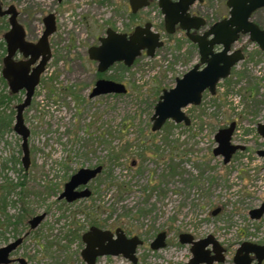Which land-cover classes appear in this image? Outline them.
<instances>
[{
	"label": "rangeland",
	"instance_id": "374dc122",
	"mask_svg": "<svg viewBox=\"0 0 264 264\" xmlns=\"http://www.w3.org/2000/svg\"><path fill=\"white\" fill-rule=\"evenodd\" d=\"M226 1L205 0L191 7L194 15L207 20L202 32L229 16ZM1 2L21 11L19 19L30 39L35 28L42 29L45 15L53 13L57 19L50 37L52 59L24 111L31 131L28 169L21 163L22 137L13 129L15 107L25 93H11L8 84L0 83V94L10 96L0 112L15 110L11 127L0 137V169L8 189L0 232L8 238L17 232L7 226V216L11 221L20 216L22 222L23 243L13 258L22 257L28 264H86L82 234L93 224L121 227L143 240L137 263L120 254L101 256L96 264H186L193 257L192 244L180 241L182 233L195 239L213 235L225 248L224 259L213 264H236L234 255L245 241L264 245V215L255 220L249 214L264 201V158L257 153L264 149L257 130L264 123V51L258 43L249 35L235 43L245 59L218 83L215 94L207 90L200 105L184 109L192 121L189 126L168 120L153 131L152 116L163 90L175 87L177 78L200 61L198 45L184 30L166 31L159 5L144 8L139 17L153 23L164 45L154 56L144 51L131 67L116 63L100 73L89 48L99 44L109 27L133 30L139 18L131 17L128 0ZM9 29L8 18L0 16V43ZM2 68L3 63L0 75ZM99 78L123 83L127 92L92 96ZM233 121L232 142L245 149L225 164L214 154L215 136ZM97 165L103 171L88 184L91 197L72 203L59 199L72 174ZM2 193L0 187V197ZM43 213L44 220L32 229L28 221ZM162 231L167 233L166 246L154 250L151 242ZM5 237L0 235V247Z\"/></svg>",
	"mask_w": 264,
	"mask_h": 264
},
{
	"label": "water",
	"instance_id": "95a60500",
	"mask_svg": "<svg viewBox=\"0 0 264 264\" xmlns=\"http://www.w3.org/2000/svg\"><path fill=\"white\" fill-rule=\"evenodd\" d=\"M158 1L165 16L166 31L173 34L178 27L184 30L187 37L198 45L200 61L183 77L177 78L175 87L163 90L152 116L153 131L160 130L168 120H173L175 123L184 122L187 126L191 124L192 121L184 109L189 105H200L203 94L207 90L215 94L218 83L230 76L232 68L245 59L243 50L234 48L235 43L242 35H249L250 39L258 43L260 49L264 51V29L252 19L254 12L259 8H264V0H227L226 4L230 8L229 16L210 25L203 33L199 31L206 27L207 20L202 16L192 15L190 8L197 1L204 2V0ZM148 4V0H130L133 13L147 7ZM0 15H10L11 25L10 30L4 36L7 54L4 57L3 77L8 82L12 93H17L22 89L26 90L25 99L16 107L15 130L22 136L23 164L25 169H28L31 158L28 139L31 131L25 124L24 111L31 104L41 75L45 72L46 64L51 58L49 36L56 30V20L53 14L45 17L46 28L44 33L37 43H33L26 40L25 29L18 21V11L15 5L4 10L0 0ZM99 42V45H93L89 48V57L98 62L97 69L100 73L108 71L116 63H123L125 66L131 67L144 50L147 55L154 56L157 48L164 45L160 33L152 29V23L137 26L131 34L119 32L109 27L105 36L99 38ZM19 51L25 57L30 58L26 61H16L14 56ZM40 57L39 64L30 73L31 65L35 64ZM125 92H127V88L123 83L100 78L91 95ZM235 129L236 122L233 121L229 126L220 129L215 136L218 146L214 149V154L222 156L225 164L232 160L234 154L245 149L244 145L232 142ZM258 133L264 137V123L258 124ZM257 153L264 157V149ZM102 170V165L95 168L79 169L65 184L59 198L73 202L89 197L91 195L89 188L81 191H78L77 188L89 184ZM219 211L220 208L215 209L213 215ZM249 214L252 219H261L264 215V201L259 207L250 210ZM45 216L46 214L43 213L33 217L29 221L31 227H38ZM116 233L117 237L114 238L111 230L92 226L83 234L85 247L81 253L87 264H95L99 256H117L120 254H123L133 263L138 262L136 251L137 247L143 244V240L138 236L127 237L121 228L117 229ZM166 238L167 233L165 231L160 232L151 243L152 249L159 250L165 247ZM180 241L192 244L193 257L186 264H213L224 259L225 248L213 235L195 239L189 233H182ZM21 242L22 239H18L16 242L0 248V264L11 262L10 253ZM209 246L212 248L209 249ZM255 260L256 263H254ZM263 261L264 245L254 242H243L234 255L236 264H263ZM19 262L28 264L25 259H19Z\"/></svg>",
	"mask_w": 264,
	"mask_h": 264
},
{
	"label": "flooded vegetation",
	"instance_id": "af4514ba",
	"mask_svg": "<svg viewBox=\"0 0 264 264\" xmlns=\"http://www.w3.org/2000/svg\"><path fill=\"white\" fill-rule=\"evenodd\" d=\"M59 2H62V1H64V0H58ZM96 2H99V3H104V2H106V0H95ZM173 1H177V0H173ZM205 1V0H204ZM128 2H129V7H130V10H131V17L133 18V19H136V20H138V18H139V22H137L136 23V25H135V27L133 28V30L132 31H128V32H126V33H128V34H131L133 31H134V29L137 27V26H145L147 23H151V22H148V20L146 19V18H140L139 16V14H140V12L144 9V8H146V7H144V8H141V9H139L136 13H133L132 12V8H131V5H130V0H128ZM148 2H149V4H148V6L147 7H151V6H153L154 4H157V5H159V1L158 0H148ZM197 2H199V1H197ZM2 3V2H1ZM195 4V3H194ZM193 4V5H194ZM11 5H14V4H11ZM11 5H9L8 7H5L3 4H2V7H3V9L5 10V9H8ZM192 5V6H193ZM191 6V7H192ZM16 7V6H15ZM16 10L18 11V21L20 22V19H19V17H20V15H21V11L16 7ZM190 10H191V8H190ZM261 11H264V8H259L256 12H254V14H253V17H252V19L256 16V15H258ZM191 12V11H190ZM49 14H53V13H49ZM48 14V15H49ZM191 14L192 15H194L195 13H192L191 12ZM48 15H45L43 18H42V29L41 30H36V28L34 29V31H32V34L34 35L33 37H34V39H30V35H29V32L27 31V29H26V27H25V25H23L22 24V22H20L22 25H23V27H24V29H25V33H26V40L27 41H30V42H33V43H37L38 41H39V39L41 38V36L43 35V33H44V30H45V28H46V23H45V17H47ZM54 15V14H53ZM1 16V15H0ZM199 16V15H198ZM2 17H7L8 18V21H9V18H10V15H4V16H2ZM261 18L259 19V20H257V21H255L261 28H263L264 29V14H263V16H260ZM54 18H55V20H56V30H57V19H56V16L54 15ZM36 23V21H35V19L34 20H32V24H35ZM9 24H10V21H9ZM164 26H165V21H164ZM34 27V26H33ZM10 28H11V25H10ZM152 29L154 30V25H153V23H152ZM166 29V28H165ZM178 29V28H177ZM10 30V29H9ZM8 30V31H9ZM56 30H55V32H56ZM7 31V32H8ZM155 31V30H154ZM6 32V33H7ZM54 32V33H55ZM201 33H203L202 31H200ZM5 33V34H6ZM38 33H40V34H38ZM53 33V34H54ZM5 34H4V36H5ZM161 35V34H160ZM52 35H50L49 36V45H50V49H51V58H50V60L52 59V47H51V41H50V37H51ZM105 36V35H104ZM35 37H37V38H35ZM101 37V36H100ZM99 37V38H100ZM5 39V38H4ZM5 43H6V41H5ZM100 43V42H99ZM99 45V44H98ZM6 54H7V44H6ZM218 49H220L219 47H218ZM145 51V50H144ZM143 51V52H144ZM142 52V53H143ZM145 53H146V51H145ZM5 54V55H6ZM5 57V56H4ZM30 57H25L24 55H23V53H21L20 51L19 52H17V54L14 56V59L16 60V61H20V60H23V61H26V60H28ZM40 60H41V57H40V59L35 63V64H32L31 65V71H30V73L33 71V68L35 67V66H37L38 64H39V62H40ZM49 60V61H50ZM49 61L47 62V64L49 63ZM2 63H3V68H4V58H3V60H2ZM1 63V64H2ZM47 64H46V68H47ZM3 68H2V70H3ZM46 71V70H45ZM45 73V72H44ZM44 73H42V75L44 74ZM2 74V73H1ZM42 75H41V77H42ZM2 76H3V74H2ZM4 78V77H3ZM5 79V78H4ZM100 79V78H99ZM5 81H6V79H5ZM40 81H41V78H40ZM6 83L8 84V82L6 81ZM40 83V82H39ZM39 85V84H38ZM8 86H9V84H8ZM37 88V87H36ZM11 91V90H10ZM21 91H24V93H25V96H26V90L25 89H22V90H20L19 92H21ZM36 91V90H35ZM12 93V92H11ZM18 93V92H17ZM35 94V93H34ZM25 99V98H24ZM24 99H22L21 101H19V103H21V102H23V100ZM18 103V104H19ZM17 104V105H18ZM17 105H16V107H17ZM30 106V105H29ZM15 107V108H16ZM2 108V107H1ZM0 108V109H1ZM16 113H17V108H16ZM15 114V110L13 111V114H12V112L11 113H9V114H6V115H4L3 113H1L0 112V137L4 134V132L6 131V129H8L9 127H11V124H12V122H13V115ZM5 116V117H4ZM15 123H16V115H15ZM15 123H14V126H13V129L15 130ZM258 130V129H257ZM16 131V130H15ZM21 136V135H20ZM22 137V136H21ZM264 138V137H263ZM22 143H23V139H22ZM241 151V150H240ZM243 151V150H242ZM259 151V150H258ZM22 152H23V147H22ZM23 156H24V152H23ZM23 156L21 157V163L23 164ZM264 158V157H263ZM18 163H20V161H19V159L17 158V160H16ZM13 162H14V160H13ZM16 163V162H15ZM23 166H24V164H23ZM97 166H99V165H97ZM96 166V167H97ZM103 166V165H102ZM3 167L5 168L6 167V163H3ZM25 168V167H24ZM93 168H95V167H93ZM81 169V168H80ZM2 169H0V180H1V184H0V187L3 189V193H2V196L0 197V199H1V201H0V204L2 205V206H5V208H6V206H7V194H8V189H7V184L5 183V180H4V177L3 176H5V174H4V172H2L1 171ZM103 171V170H102ZM76 173V172H75ZM74 173V174H75ZM73 175V174H72ZM72 175L70 176V178H69V180L71 179V177H72ZM95 179V178H94ZM68 180V181H69ZM93 180V179H92ZM91 180V181H92ZM67 181V182H68ZM66 182V183H67ZM65 183V184H66ZM90 183V182H89ZM64 188H65V186H64ZM85 188H89L88 187V184L87 185H85V186H80V187H78L77 188V190L78 191H81V190H83V189H85ZM90 189V188H89ZM91 190V189H90ZM63 192V191H62ZM61 195V194H60ZM60 195H59V197H60ZM91 195H92V190H91ZM91 195L89 196V197H91ZM89 197H87V198H89ZM60 199V198H59ZM66 202H68V203H72V202H69V201H67V199H65V198H63ZM63 199H60V200H63ZM82 199H84V198H82ZM78 200H80V199H78ZM77 201V200H76ZM12 202H14L13 200H12ZM74 202V201H73ZM6 204V205H5ZM1 214H4L5 215V211L4 212H0ZM37 216V215H36ZM35 217V216H34ZM9 217L7 216V226H10L11 225V227H13V228H16L17 230V234L16 233H14L13 232V235L11 236V237H5V232H0V235L1 236H4L5 238H4V241H5V244H4V246H7L8 244H10V243H14V242H16L18 239H22V242L17 246V248L23 243V238L22 237H20L19 236V231H20V225L22 224V222H21V217L20 216H17L16 218H15V221H11V224H9L8 223V219ZM32 219V218H31ZM30 219V220H31ZM29 220V221H30ZM29 221H28V223H29ZM41 224V223H40ZM39 224V225H40ZM29 225H30V223H29ZM92 226H96V227H99V228H102V229H106V228H103V227H101V225L100 224H93V225H91L90 227H89V229L92 227ZM30 227H31V225H30ZM32 228V227H31ZM37 228V227H36ZM119 228H121V227H117L115 230H112V229H108V230H111L112 232H113V235H114V238H116L117 237V233H116V230L117 229H119ZM32 229H35V228H32ZM88 229V230H89ZM121 229H123V228H121ZM87 230V231H88ZM107 230V229H106ZM87 231H85V232H87ZM123 231L125 232V230L123 229ZM84 232V233H85ZM83 233V234H84ZM83 234H82V236H83ZM125 234H126V232H125ZM159 234V233H158ZM157 234V235H158ZM126 236L127 237H129V238H131V237H134V236H137V235H133V236H128L127 234H126ZM139 237V236H138ZM157 237V236H156ZM141 239V238H140ZM82 240H83V238H82ZM84 242V241H83ZM152 243V242H151ZM4 246H1V247H4ZM0 247V248H1ZM17 248L16 249H14L11 253H10V259H11V262L10 263H8V264H12V263H19V264H21L20 262H19V259H24V258H22V257H20V258H13L12 257V253L15 251V250H17ZM152 248V247H151ZM209 249H211V248H209ZM82 252V251H81ZM81 255H82V253H81ZM123 255V254H122ZM105 256V255H104ZM110 256H114V255H110ZM99 257H101V256H99ZM98 257V258H99ZM83 258V257H82ZM98 258H97V260H98ZM97 260H96V263H97ZM85 261V260H84ZM264 262V261H263ZM85 263H86V261H85ZM95 263V264H96ZM254 263H256V260L254 261ZM87 264V263H86Z\"/></svg>",
	"mask_w": 264,
	"mask_h": 264
},
{
	"label": "trees",
	"instance_id": "16d2710c",
	"mask_svg": "<svg viewBox=\"0 0 264 264\" xmlns=\"http://www.w3.org/2000/svg\"><path fill=\"white\" fill-rule=\"evenodd\" d=\"M0 50H3L2 54L0 55V64H1L2 63V56H3L4 52L6 51V47H5V43L4 42L0 43ZM121 67L122 68H126V66L123 65V64L121 65ZM0 83H4L5 85L7 84L2 75H0ZM9 100H10V96L9 95L0 94V108L2 106L6 105ZM4 211H5V206H2L0 204V212H4ZM8 219H9L8 223L11 224L10 217Z\"/></svg>",
	"mask_w": 264,
	"mask_h": 264
}]
</instances>
